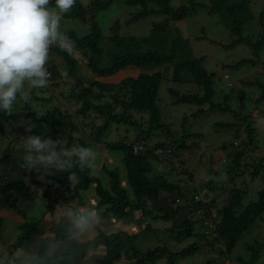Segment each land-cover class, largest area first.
<instances>
[{"label": "trees", "instance_id": "trees-1", "mask_svg": "<svg viewBox=\"0 0 264 264\" xmlns=\"http://www.w3.org/2000/svg\"><path fill=\"white\" fill-rule=\"evenodd\" d=\"M114 1L116 0H96L91 2L89 9H85L79 0H76L71 11L63 15L67 19L92 21V33L82 38L70 33L67 37L77 49L88 51V66L101 78L92 82L83 81L76 76L78 74L77 60L72 53L60 48H57L60 49L59 51L54 49L55 54L63 60L65 66L55 61L53 56L52 58L49 56L47 67L51 73L49 82H52L46 88L57 87L64 75L68 74L70 89L67 91V96L69 101L74 99L78 107L75 112L70 109V112H65L61 107H55L53 112L47 113L43 118L34 117L35 121H39L38 127L34 130L41 132L42 136L53 130H60L65 135H69L67 127H70L72 132L83 133L81 129L89 125L95 144L105 141L107 149L121 151L124 154L122 161L126 171L127 185L124 186L121 182L118 165L103 166L108 182L96 175L93 170L89 174L87 169L83 172H80L78 168L74 169L80 176V182L74 187L68 180L70 172L52 171V174H47L46 178L53 183H58L63 189L60 191L56 187L53 196L49 195V190H43L45 192L42 193V201L44 200L46 209L41 212L43 215L35 213L38 214L37 217L33 213L31 216L28 207H20V203L28 201L35 205L36 211L38 210L36 204L41 203L38 200V187H33L27 182L28 174L12 179L0 175V208L20 215V220L15 221L20 233L13 247L9 248L8 257L14 255L15 250L19 251L29 243L36 244L42 251L43 242L53 238L45 236L48 233L57 234V238H60L63 232L62 220L52 224L46 219V215L55 214L57 205L60 204L82 207L85 205L83 192L92 186L98 198L96 208L102 215L103 224L97 229L98 233L87 241L68 244L64 254L74 252L76 256L70 262L62 261V264H117L123 259L130 264H157L161 260H164L166 264H182L183 260L201 252L203 248L201 241L208 243L206 245L215 252L229 256L240 240L249 235L252 229L261 228L263 224L264 157L258 160L253 158V161L249 162L244 159L248 153L231 151L224 144L221 147L223 151H218L219 159L222 160L220 162L224 163L219 165H222L223 169L216 170L210 166L207 172L209 177L201 182L195 181L194 174L189 173L185 163L183 165L178 161V157L182 152L185 153L188 139L201 138L203 134L200 130L190 129L180 136V132L177 133L174 130L170 118L163 117L158 101L159 89L163 76L175 84L187 86L184 91L176 86L169 87L172 97L171 105L185 103L199 106L195 112L183 115L184 129L189 125L198 127V123L202 120L199 115L205 111L203 106L210 103V108L218 107L220 110L233 113V120L218 121L215 123V128L237 129V136L241 131L243 132L244 128L248 133V145L256 147L257 139L252 122L249 121V115L252 117L253 108L257 110L261 107L260 103L264 102V78L246 82L254 90L247 97L242 95L240 101L230 99L229 105L226 104L230 94L225 93L224 102L213 103L212 98L216 94L214 87L216 74L204 66L205 56H195L189 40L178 30L169 27L168 17L172 21L182 20L195 10L196 5L182 4L174 7L170 4V0H125L129 5L139 6V9L131 14L127 23H134L157 13L166 14L168 17L165 21L154 22L152 33L143 37L119 36L117 30L120 23L115 22L113 28L117 30L113 32V38L117 42L118 49L104 60L101 58L103 49L99 47L102 39L101 29L96 18ZM152 3L157 4L158 8L151 7ZM54 4L55 0H52V5ZM209 8L211 12L218 13L224 24L229 26L232 33L237 36L233 45L245 43L252 46L255 55H259L264 48V33H261L258 39L243 35L244 23L253 17L250 0H211ZM245 61L243 59L233 66L239 68ZM124 71L129 74L116 80L118 74ZM223 79L230 82V78L223 76ZM41 90L45 91L44 88ZM242 93L246 94L244 91ZM35 97L31 95V99ZM16 103L30 111V101L24 103L18 100ZM2 112L0 111V116H3ZM261 112L264 114L263 109ZM135 113L139 114L135 115ZM138 115L146 119H140ZM191 116L193 119H190ZM78 119L83 121L84 127H80L81 125L77 123ZM97 120L101 121L97 122ZM191 120H193L192 123H190ZM43 122L46 125H42ZM245 122L247 123L244 127ZM121 123L131 125L142 123L147 127L145 130L138 131L136 139L132 141H127L125 138L114 142L103 139L113 124ZM81 142L85 143V141ZM136 142L145 144V148L138 153H135L133 149V144ZM231 158L232 163H227ZM163 160L165 163L168 162L164 167L160 165ZM242 165L246 170L242 169ZM246 172L250 175L251 181L263 180V187L258 190L257 199L247 204L244 203L245 196L250 192L237 187L238 179ZM182 173L185 175L183 176ZM35 174L37 172L32 170L31 176L34 177ZM176 175H179L181 180L187 177L185 183L190 186L183 185L181 180L174 179ZM222 175L226 178L221 179ZM29 181L36 184L37 180L32 178ZM245 181L241 182L244 184ZM225 190L226 203L219 206L218 196L220 195L214 192L224 195ZM196 196H199V199ZM204 198L209 200L204 201ZM126 207L133 212L130 217L127 216L129 218H124L122 221L127 225L137 223L139 230L131 231L126 228L111 230L110 226L113 222L110 212L125 210ZM136 213L141 215L135 217ZM3 219L5 217L0 216V236L3 231ZM6 219L11 220L8 217ZM155 220H162L169 225L159 233L152 225ZM151 235L156 237L154 243L150 241ZM190 240L192 241L189 242ZM184 243L188 245L185 246ZM74 246L78 248V251L74 250ZM90 249L93 250L90 251ZM100 250H102L101 254L98 253ZM249 250L251 259L254 260L262 248L254 244L249 246ZM217 259V256L212 255L204 263L199 264H216Z\"/></svg>", "mask_w": 264, "mask_h": 264}, {"label": "rangeland", "instance_id": "rangeland-1", "mask_svg": "<svg viewBox=\"0 0 264 264\" xmlns=\"http://www.w3.org/2000/svg\"><path fill=\"white\" fill-rule=\"evenodd\" d=\"M93 1L96 0H79L81 5L85 9H89V5ZM170 4L174 7L182 4H194L196 5V7L191 14H189L182 20L172 21L171 18L166 14L157 13L151 14L148 17L142 18L141 20L134 23H127V21L129 20L131 14L139 9V6L129 5L125 0H116L110 5L108 9L101 11L96 18L100 26L102 35V39L99 43V47L103 49V51H101V58H103L104 60L108 59L109 55L113 54L118 49V46L116 45L117 42L113 38V32L117 30H114L113 28L115 22L120 23L119 30H117V34L119 36L143 37L148 36L152 33L154 22L165 21L168 17L170 21L169 27L173 30H178L183 37L187 38L190 42L193 54L195 56H205L206 59L204 62V66L209 71L216 74L214 78V87L216 90V94L212 98L213 103L224 102L225 98L223 97V95L225 93L230 94L229 99L226 101V104L228 105L230 99L231 101L237 102V100L240 101V97L242 95L244 97H247V95L252 94L254 89L253 87L247 85L246 82L253 81L257 78H264V48L257 56L254 54V50L250 45H247L245 43L233 45L232 43L237 36L232 33V30L229 26L224 24V21L221 19V16L218 13H213L210 11L209 6L211 4V0H170ZM150 6L158 8V5L154 3H152ZM250 9L253 17L251 20H248L244 23L243 35L258 39L259 35H261V33H264V0H250ZM91 24L92 21H83L75 18L67 19L63 16L61 20L60 30L66 36H69L70 33H73V35L77 36L78 38H82L93 32ZM86 52L88 51L86 50ZM89 52L91 53V51ZM243 59L246 61L242 63L239 68L233 66V64ZM225 74L230 75V82H227L226 79H223V76H225ZM67 75H64V78L60 80V83L57 87L44 88L45 91H42L41 88L28 89L30 95L33 94L36 96L34 99H30V111L29 109L27 110L23 108V105L14 103V113L9 115L5 112H2L3 116H0V175L12 179L19 178L22 175L26 176V173L28 174L26 176L27 182L30 183L33 187H38V200L41 201V203L36 204V207L38 208V210L36 211L34 209L35 205L28 201H26L25 203H20V207H28L30 213H33L37 217L38 214L35 213H41L46 209V205L43 203L44 200L42 201V193L45 192L43 190H49V195L53 196L55 194L56 187H58L60 191H62L63 188L58 183H53L52 180L46 178V175L52 174V171H45L42 169L33 177L31 176L32 170H26L20 167V158L24 154L21 141L22 135L37 134L45 139H60L62 144V146L60 145V149L71 147L73 144L91 147L97 152L95 169L93 170V172L96 175L101 176L105 179V181L108 182L107 175L106 173H104L103 166L113 167L115 165H118L121 174V182L124 186L127 185L126 171L124 163L122 161V157L124 156V154L121 151L107 149V143H105V141L95 144V142L92 140L89 125L86 126L85 129H81L83 133L79 131L72 132V129H70V127H67V130H69V135H65L60 130H53L47 135L42 136L41 132L34 130V128L38 127L39 124V121H35L34 117L43 118L47 115V113L53 112L55 107H61L65 112H70L69 109L72 112H75V109H77L78 106L75 104V100L71 99V101H69V98L67 96V91L68 89H70ZM51 82H49V85L51 84ZM171 86H176L183 91L187 88L186 85L175 84L170 79H166L163 76V80L159 89L158 99L159 105L161 106L163 111V117L165 119L167 117L170 118L174 130H176L177 133L180 132V136H182L186 131L190 129H193L194 131L200 130V132L203 134V137L201 138L195 137L188 139L185 153L182 152L178 157V161H180L183 165L185 163V166L186 168H188L189 173L194 174L195 181L201 182L206 180V178L209 177L207 172L208 167L210 166L214 167V169L216 170H218L217 168H220V170L223 169V167H221L222 165H219L223 162H220L222 160L219 159L220 155L218 151L222 150L221 147L224 144H226L231 151L235 150L236 152L243 151L244 153H248L244 159L248 160L249 162H252L253 158L255 160H258L264 157V114L263 112H261L262 109L264 110V102L260 103L262 109L261 107H258L257 110L253 108V116L251 117V115H249V121L252 122V127L255 130L254 135L257 139L255 140L256 147H252L251 144L248 145V133L244 128L243 132L241 131L239 136H237V129L215 128V123L218 121L233 120V113L230 111L220 110L218 107L210 108V103H207L203 106L205 108V111L203 114L199 115V118H202V120L198 123V127L193 126V128L192 125H189L184 129L182 127L183 115L188 112H195L199 108V106L185 103H180L179 105H171L170 102H172V97L169 91V87ZM243 91L246 94H243ZM236 108H238V106H236ZM137 114L139 113H135V115ZM138 118L141 119L144 117L138 115ZM72 119H74V117H72ZM190 119H193V117L191 116ZM100 121L101 120H97V122ZM82 122L83 121L80 119L77 120V123L81 125L80 127H84ZM192 122L193 120L190 121V123ZM238 122L241 121L238 120ZM29 123L33 126V129L30 133L26 132L24 126L25 124ZM246 123L247 122L243 123L244 127ZM42 125H46L45 122H43ZM146 127L147 125L142 123L134 125H131L130 123L113 124L110 131L105 134V136H103V139L114 142L118 141L121 138H125L127 139V141H132L136 139L138 131H141L142 129L145 130ZM80 138L82 139L81 141H85V143H82L80 141ZM238 140L240 142H238ZM234 142H236L235 145ZM237 143H239L238 146L236 145ZM244 159L243 161H245ZM215 161H217V163H215ZM167 163L168 162L165 163L163 160L160 165L164 167ZM227 163H232V158L229 159ZM242 169H245L244 165H242ZM182 175L184 176L185 174L182 173ZM32 178H35L37 180L36 184L29 181ZM173 178L177 181L181 180V177L179 175H176ZM182 179L183 180H181V184L184 183L183 185L190 186L188 183H185V181H187L188 179L187 177H184ZM244 180L246 181L243 184V182L241 181ZM237 187L245 189L246 191L248 190V192H250L249 195L245 196L244 203L247 204L257 199L258 190L263 187V180L251 181L250 175L248 174V172H246L238 179ZM130 193L132 194L131 191ZM214 193L220 195L218 196L219 206H222L226 203L227 192L224 195H221L216 191ZM83 196L85 205H83L82 207H94L95 209H97L96 204L98 202V198L95 195L94 186H92L89 190L83 192ZM252 196H254V198H252ZM247 199H249V201H247ZM207 200H209V198H205V201ZM98 212L100 213V211ZM131 212L133 211H131L128 207H126L125 210L111 211L110 216L113 225L110 226V229L114 230L118 228H126L131 231H135L137 229L139 230V225L137 223L127 225L122 221L124 218H129L132 215ZM33 214L31 216H33ZM139 215L141 214L136 213L135 217ZM46 219L51 221L52 224L56 223L61 220L60 212L58 211V209H56L55 214L48 213L46 215ZM3 220V231L1 232L0 236V257H8V255L10 254L9 248L13 247V245L15 244L20 230L15 225L16 223L14 221H7L6 216ZM152 225L159 233H161L169 224L165 223L162 220H155L153 221ZM59 230L58 232H61ZM97 233L98 232L96 230L92 234V236H95ZM45 236H50L53 238L58 237L57 234L52 233H48ZM150 241L154 243L156 241V237L151 235ZM191 241L192 240H190L189 242ZM204 242L201 241V244L203 245L201 252L196 253V255L188 258L187 260H183L181 263H204L208 257L213 255L218 257L216 264H264V221L261 228L258 227L252 229V232L249 233V235L240 240L234 252L229 256H227L226 254L221 255L219 254V252H215L208 245H206L208 243ZM254 244L260 245L262 250L253 260L251 259L252 257L249 246ZM183 245L186 246L188 244L184 243ZM216 246L219 247L221 245ZM73 248L75 251H78V248L76 246H74ZM222 248H224L223 245ZM17 252L18 250H15L14 255ZM98 253L101 254L102 250L98 251ZM75 256L76 255L74 252L64 254L63 261L70 262L75 258ZM117 264L130 263L126 259H123L120 260ZM157 264L166 263L164 260H161L158 261Z\"/></svg>", "mask_w": 264, "mask_h": 264}, {"label": "clouds", "instance_id": "clouds-1", "mask_svg": "<svg viewBox=\"0 0 264 264\" xmlns=\"http://www.w3.org/2000/svg\"><path fill=\"white\" fill-rule=\"evenodd\" d=\"M76 0H0V111L11 115L18 100L31 99L28 89L49 86L51 73L47 64L53 46L71 53L73 42L60 30L63 15L71 11ZM30 133L33 126L25 124ZM24 154L20 167L26 170L70 172L74 187L80 172L95 169L97 152L91 147L73 144L60 149L61 140L45 139L37 134L22 135ZM223 175L221 179H224ZM205 201V198H204ZM63 223L60 238L43 242L42 251L29 243L15 255L0 257V264H62L64 251L72 242L87 241L103 224L94 207L57 205ZM93 249H90L92 251Z\"/></svg>", "mask_w": 264, "mask_h": 264}, {"label": "crops", "instance_id": "crops-1", "mask_svg": "<svg viewBox=\"0 0 264 264\" xmlns=\"http://www.w3.org/2000/svg\"><path fill=\"white\" fill-rule=\"evenodd\" d=\"M59 47L53 46L50 49L49 56H53L55 58L54 60L59 62L60 65L65 66V63L63 60H61L54 52V49H57ZM60 49H57L59 51ZM73 54V57L77 60V73L76 76L81 78L85 82H92L95 81L96 79H99L101 77H98L92 69L88 66V55L89 53L86 52V50H80L77 49L74 45L73 51L71 52ZM129 73L121 72V74H118L119 76L116 77V80H120L123 76L128 75ZM6 210V211H5ZM0 216H6L10 218L11 220L19 221L20 220V215L16 212H11L7 209L0 208Z\"/></svg>", "mask_w": 264, "mask_h": 264}, {"label": "built area", "instance_id": "built-area-1", "mask_svg": "<svg viewBox=\"0 0 264 264\" xmlns=\"http://www.w3.org/2000/svg\"><path fill=\"white\" fill-rule=\"evenodd\" d=\"M225 78L229 79L230 76L228 74H226ZM144 148H145V144L144 143L136 142V143L133 144V149H134L135 153H138L139 151L143 150ZM158 152H161V151L158 150ZM196 198L199 199V196H196Z\"/></svg>", "mask_w": 264, "mask_h": 264}]
</instances>
